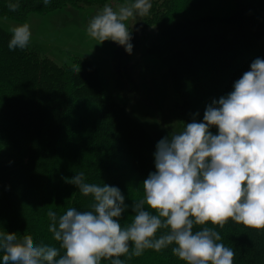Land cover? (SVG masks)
<instances>
[{
	"label": "trees",
	"instance_id": "16d2710c",
	"mask_svg": "<svg viewBox=\"0 0 264 264\" xmlns=\"http://www.w3.org/2000/svg\"><path fill=\"white\" fill-rule=\"evenodd\" d=\"M107 1L52 0L44 6L42 0H0V15L24 21L30 12ZM10 2H18L19 10L10 11ZM151 4L145 20L155 32L148 51L169 69L172 111L182 126L197 112L202 121L206 106L232 91V80L250 70L255 58H264V0ZM11 35L0 25V232L31 235L36 244L59 248L47 212L89 210L94 202L65 181L79 172L87 183L119 187L128 205L120 222L130 223L134 199L144 195L142 182L155 171L156 144L173 131H153L132 116L107 92L92 61L73 56V63L60 64L31 42L23 50H9ZM216 230L234 250V264H264V230L231 220ZM172 247L145 250L126 264H186Z\"/></svg>",
	"mask_w": 264,
	"mask_h": 264
},
{
	"label": "clouds",
	"instance_id": "9594fccd",
	"mask_svg": "<svg viewBox=\"0 0 264 264\" xmlns=\"http://www.w3.org/2000/svg\"><path fill=\"white\" fill-rule=\"evenodd\" d=\"M42 2L48 6L52 0ZM19 7L8 4L12 12ZM151 7V0H131L116 9L105 4L89 20L87 34L131 54L133 30L126 22L148 15ZM10 32L9 50L28 47L32 33L27 23ZM196 116L157 142L155 171L142 182L144 195L134 199L130 223L120 222L128 208L121 189L87 183L79 172L65 181L94 202L89 210L47 212L48 230L59 248L36 244L31 235L0 232L2 264H126L145 250L170 245L186 264H234L235 252L221 242L216 227L231 220L264 230V58H255L232 91L206 106L202 121Z\"/></svg>",
	"mask_w": 264,
	"mask_h": 264
},
{
	"label": "rangeland",
	"instance_id": "374dc122",
	"mask_svg": "<svg viewBox=\"0 0 264 264\" xmlns=\"http://www.w3.org/2000/svg\"><path fill=\"white\" fill-rule=\"evenodd\" d=\"M123 3L108 0L84 7L65 6L46 14L30 12L24 21L0 15V25L10 32L12 27L27 23L32 33L30 42L60 64L73 63V56L92 61L107 92L123 103L132 116L153 131L167 128L178 132L183 126L172 111L175 100L169 69L148 51L155 26L148 24L145 16L126 22L133 30L131 54L111 40L100 43L87 34L88 22L100 8L110 4L116 9ZM63 167L64 162L56 173Z\"/></svg>",
	"mask_w": 264,
	"mask_h": 264
}]
</instances>
